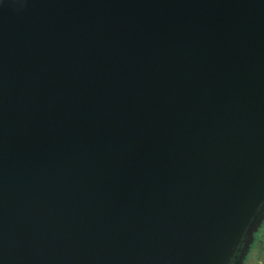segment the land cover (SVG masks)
Masks as SVG:
<instances>
[{
	"label": "water",
	"instance_id": "95a60500",
	"mask_svg": "<svg viewBox=\"0 0 264 264\" xmlns=\"http://www.w3.org/2000/svg\"><path fill=\"white\" fill-rule=\"evenodd\" d=\"M264 221V0H0V264H243Z\"/></svg>",
	"mask_w": 264,
	"mask_h": 264
},
{
	"label": "rangeland",
	"instance_id": "374dc122",
	"mask_svg": "<svg viewBox=\"0 0 264 264\" xmlns=\"http://www.w3.org/2000/svg\"><path fill=\"white\" fill-rule=\"evenodd\" d=\"M244 264H264V225L255 235V244Z\"/></svg>",
	"mask_w": 264,
	"mask_h": 264
},
{
	"label": "flooded vegetation",
	"instance_id": "af4514ba",
	"mask_svg": "<svg viewBox=\"0 0 264 264\" xmlns=\"http://www.w3.org/2000/svg\"><path fill=\"white\" fill-rule=\"evenodd\" d=\"M263 225H264V221H263V223L261 224V226H260V228L258 229V231L254 234V242H253V244L251 245V247H250V250H249V253H248V255L246 256V259L248 258V256L250 255V253H251V251H252V247H253V245L255 244V235L260 231V229L263 227ZM255 255V254H254ZM246 259H245V261H246ZM245 261H244V263H245ZM243 263V264H244Z\"/></svg>",
	"mask_w": 264,
	"mask_h": 264
}]
</instances>
